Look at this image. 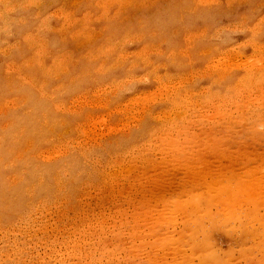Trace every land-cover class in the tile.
I'll list each match as a JSON object with an SVG mask.
<instances>
[{"label": "rangeland", "instance_id": "374dc122", "mask_svg": "<svg viewBox=\"0 0 264 264\" xmlns=\"http://www.w3.org/2000/svg\"><path fill=\"white\" fill-rule=\"evenodd\" d=\"M0 12V264H264V0Z\"/></svg>", "mask_w": 264, "mask_h": 264}, {"label": "bare ground", "instance_id": "6f19581e", "mask_svg": "<svg viewBox=\"0 0 264 264\" xmlns=\"http://www.w3.org/2000/svg\"><path fill=\"white\" fill-rule=\"evenodd\" d=\"M3 1V0H2ZM23 6V5H22ZM27 6V5H26ZM6 10V9H5ZM0 13H2V12H0ZM251 43V42H250ZM264 51V50H263ZM121 57H122V54H121ZM253 58V57H252ZM126 59V58H125ZM116 60V59H115ZM258 60V59H257ZM257 62V61H256ZM261 63V62H260ZM208 64V63H207ZM208 65H210V64H208ZM257 65H258V63H257ZM251 66V65H250ZM254 66V65H253ZM261 66V65H260ZM213 67V66H212ZM234 67V66H233ZM262 67H263V65H262ZM114 68V67H113ZM258 68V67H257ZM261 68V67H260ZM259 68V69H260ZM153 69V68H152ZM233 69V68H232ZM232 69H230V70H232ZM258 69V70H259ZM203 70V69H202ZM201 70V71H202ZM253 70V69H252ZM204 71V70H203ZM250 71V70H249ZM205 72V71H204ZM228 72V71H227ZM258 72V71H257ZM257 72H255V73H257ZM202 74V73H201ZM225 74V73H224ZM249 74V73H248ZM200 75V74H199ZM205 75V74H204ZM212 75V74H211ZM226 75V74H225ZM201 76V75H200ZM207 76V75H206ZM220 76V75H219ZM204 77V76H203ZM209 77V76H208ZM242 77V76H241ZM193 79V78H192ZM242 79H244L243 77H242ZM242 79H240L239 78V81L240 80H242ZM114 80V79H113ZM121 80V79H120ZM252 81L255 83V84H259L260 83V80L258 79V78H256L255 79V81L252 79ZM252 81H251V83H252ZM237 84H238V82H237ZM239 84H240V82H239ZM242 84V83H241ZM251 85V84H250ZM262 85H264V83L262 84ZM160 86V85H159ZM252 86V85H251ZM250 87V86H249ZM253 87V86H252ZM251 87V88H252ZM157 88V87H156ZM226 88H228V87H226ZM258 88H260V85H259V87ZM205 89H206V87H205ZM237 89V88H236ZM261 89V88H260ZM263 90L262 91H264V88H262ZM189 90H191V89H189ZM204 90V89H203ZM243 90V89H242ZM246 90V89H245ZM247 90H249V88L247 89ZM250 90H252V89H250ZM257 90V89H256ZM65 91V90H64ZM208 91V90H207ZM206 91V92H207ZM41 92V91H40ZM188 93V92H187ZM195 93V92H194ZM200 95H201V93H199ZM45 95H47V94H45ZM262 95V94H261ZM168 96V95H167ZM211 96V95H210ZM192 97V96H191ZM187 98V97H186ZM175 99V98H174ZM182 98H180V100H181ZM169 100V99H168ZM191 100V99H190ZM195 100V99H194ZM193 100V101H194ZM185 101V100H184ZM192 101V100H191ZM200 101V100H199ZM243 101H245V100H243ZM183 102V101H182ZM181 102V103H182ZM189 102V101H188ZM219 102V101H218ZM242 102V101H241ZM184 103V102H183ZM199 103V102H198ZM243 103V102H242ZM246 103V102H245ZM56 104H58V103H56ZM189 104H192V103H189ZM188 104V105H189ZM194 104V103H193ZM195 104H197V103H195ZM195 104H194V106H195ZM227 104V103H226ZM239 104V103H238ZM61 105V104H60ZM182 106V105H181ZM187 106V105H186ZM193 106V107H194ZM173 107V106H172ZM184 107V106H183ZM188 107H190V106H188ZM60 108V107H59ZM170 109V108H169ZM175 109V108H174ZM184 109H185V107H184ZM187 109H189V108H187ZM60 110V109H59ZM144 110V109H143ZM164 110V109H163ZM179 110H180V108H179ZM234 110V109H233ZM64 111V110H63ZM25 112V111H24ZM69 112V111H68ZM167 112H169V111H167ZM166 112V113H167ZM172 112V111H171ZM165 113V112H164ZM177 113V112H176ZM185 114H186V112H184ZM158 115V114H157ZM165 115H167V114H165ZM176 115V114H175ZM190 115V114H189ZM155 116V115H154ZM184 116V115H183ZM159 117V116H158ZM180 118H181V116H179ZM176 118H177V116H176ZM175 119V118H174ZM156 120V119H155ZM177 121H179V120H177ZM56 123V122H55ZM45 124V123H44ZM80 124V123H79ZM178 125V124H177ZM169 126V125H168ZM172 129V128H171ZM166 130V129H165ZM38 132V131H37ZM158 132V131H157ZM169 132V131H168ZM171 132V131H170ZM161 133V132H160ZM52 138V137H51ZM46 139V138H45ZM25 143V142H24ZM73 145V144H72ZM74 150V149H73ZM46 151V150H45ZM65 151V150H64ZM63 153V152H62ZM43 155V154H42ZM83 155H84V153H83ZM39 157V156H38ZM43 157V156H42ZM35 159V158H34ZM46 162V161H45ZM32 167V166H31ZM38 167V166H37ZM33 168H34V166H33ZM37 170V169H36ZM35 170V171H36ZM35 171H34V173H35ZM46 172H44V174H45ZM39 174V173H38ZM40 177V176H39ZM35 178V177H34ZM32 180V179H31ZM31 180H29V181H31ZM42 183V182H41ZM33 192V191H32ZM31 192V193H32ZM27 193V192H26ZM19 194V193H18ZM216 223V222H215ZM264 233V232H263ZM253 239V238H252ZM254 241V240H253ZM181 246V245H180Z\"/></svg>", "mask_w": 264, "mask_h": 264}]
</instances>
